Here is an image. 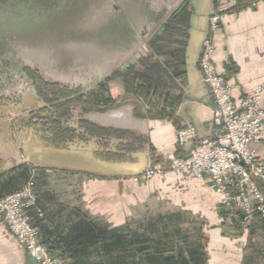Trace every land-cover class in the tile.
Wrapping results in <instances>:
<instances>
[{
    "label": "crops",
    "instance_id": "crops-1",
    "mask_svg": "<svg viewBox=\"0 0 264 264\" xmlns=\"http://www.w3.org/2000/svg\"><path fill=\"white\" fill-rule=\"evenodd\" d=\"M195 1L189 4L184 47L186 73L179 87L170 91L157 111L147 112L145 108V117L135 116L130 105L88 115L101 126L133 134L126 139H109L108 148L97 140L99 153L108 149L115 160L145 159L146 170L150 165L161 166L185 157L198 142L220 133L213 120L215 103L198 65L202 43L209 35V18L215 12L220 13L221 20L218 30L211 34L215 45L212 60L231 86L233 100L240 102L264 82V0H255L256 4H251L250 0H212V4H196ZM262 105L264 107V92ZM189 125L194 133L181 146L177 132ZM250 148L264 159V146L250 144ZM124 149L126 151H122ZM140 154L145 158L140 159ZM10 159L0 154V172H6L2 183L14 176L9 171L22 163L18 155ZM96 159L103 160V157ZM167 175L150 185L147 181L132 183L133 176L86 181L36 170V193L43 217L32 210V223L41 221L45 246L51 254L59 256L55 244L77 222L78 212L88 214L95 221H105L111 228L134 225L139 219L156 214L168 215L173 218L169 223L184 221V225L193 224L201 229L206 264H264V227L260 220L248 226L238 211L222 210L220 196L208 179L186 182L176 174ZM12 185L3 187L0 196L14 189ZM59 193L65 194L56 195ZM0 264H36L33 255L18 245L1 216Z\"/></svg>",
    "mask_w": 264,
    "mask_h": 264
},
{
    "label": "rangeland",
    "instance_id": "rangeland-1",
    "mask_svg": "<svg viewBox=\"0 0 264 264\" xmlns=\"http://www.w3.org/2000/svg\"><path fill=\"white\" fill-rule=\"evenodd\" d=\"M191 1H40L41 4H81L85 12L89 14L87 16L89 23L84 24L85 26H83V21L82 25L77 24V20L69 21L71 19H68L65 12L57 13L55 20H52L53 17H50L52 10L47 9L40 11L42 14L36 13L32 16L30 13L23 14L15 10H6L0 15V154L3 158L11 160V156L18 155V158L22 160L21 164L30 168V174L33 170L41 172L48 170L68 179L86 181L131 178L145 171L147 165L145 159L132 161L113 158L104 160L103 158V160H97L96 158L104 157L98 152L100 149L97 146V140L108 148L110 147L108 141L111 138L100 139L87 136L85 141L77 139L67 143L60 142L57 145L52 140L55 137L46 129L45 116L56 104L68 99L66 96H69V93H72L69 98L88 96L89 93L97 90L100 82L106 78L111 79L108 80V86L112 89L113 98L116 99L117 106H114L116 109L130 105L134 112L136 104L140 113L145 112V85L133 79L134 71L129 72L126 65L134 60L132 64L135 72L144 73L145 67L141 61H145V55L149 54L148 42L164 24L167 17L164 4H185V2L191 4ZM250 1L251 4H256L255 0ZM195 2L196 4H212V0H196ZM89 4H124L126 8L129 7L140 14L144 10L143 25L150 23L151 32L148 36H139L137 30L129 22V26L125 28L127 32H131L128 31L131 29L133 36L129 37L127 46L118 47L116 51L112 50L109 45L112 37L104 36L101 30L102 22L96 23L99 16L92 15L86 10ZM112 8L106 5L100 12L109 16ZM63 25L66 26L65 29ZM140 55H142L141 60L138 57ZM167 59L169 57L164 58V60ZM56 81L61 84L59 89L48 88L44 85V82L54 83ZM152 98L154 104L151 106L155 108L160 98L158 96ZM94 112L97 111L83 113L77 105H74L70 116L63 121L62 125L77 128L78 133L82 132L78 128V120L89 119L87 116H93ZM89 120L92 121V119ZM104 151L109 152L108 149L101 152L104 153ZM139 158L145 157L140 154ZM63 194L65 193L56 195ZM157 209H154L156 213ZM140 220L145 222V218L139 219V222ZM183 223L184 221L168 224L167 232L170 235L173 232V237H161L163 241L167 243L175 238L176 242L182 244H198L196 239L199 235L201 236V229L194 227L193 224L184 225ZM165 248L171 249L167 246Z\"/></svg>",
    "mask_w": 264,
    "mask_h": 264
},
{
    "label": "trees",
    "instance_id": "trees-1",
    "mask_svg": "<svg viewBox=\"0 0 264 264\" xmlns=\"http://www.w3.org/2000/svg\"><path fill=\"white\" fill-rule=\"evenodd\" d=\"M187 4L188 2H185L183 7L171 14L161 32L154 41L150 42L151 54L145 55V61H141L145 72L136 73L133 65L127 66L129 72L134 71L133 79L145 85L144 107L147 112L157 111L160 102L164 104L170 91L179 87L186 73L184 47L190 18ZM165 57L169 59L164 60ZM108 80L106 78L100 82L99 88L88 96L69 98L72 96V93H69V96H66L68 99L56 104L45 116L46 129L55 137L52 140L57 145L60 142L67 143L77 139L85 141L87 136L100 139L103 137L126 139L133 135L128 130L104 127L87 118L78 120V128L82 130L79 133L77 128L62 125L70 116L74 105H77L83 113L108 112L116 109L114 107L117 106L116 99L113 98L112 89L108 86L111 79ZM44 85L48 88H60L58 83L44 82ZM153 96L160 98L155 108L151 106L154 104ZM133 113L137 117H145V112L140 113L136 104ZM99 154L104 156L103 158L115 156L105 151ZM29 170L27 165L20 164L9 171L14 173V176L5 183L1 180L6 172H0V192L9 184H13L15 188L5 195L20 189L29 177ZM5 195L0 196V199ZM77 217V222L70 227L67 235L61 237L55 244V249L59 251L58 255L74 264H206L207 262L202 234L196 239L198 244L194 245L176 242L175 238L167 243L163 241L162 238L173 237V232L171 235L167 232L170 224L168 222L173 221L168 215L149 216L145 218V222L136 223L137 226L127 224L122 228H111L107 222L95 221L82 212H78ZM40 222L33 224L40 228L42 242L46 245L47 241ZM166 246L171 249H166Z\"/></svg>",
    "mask_w": 264,
    "mask_h": 264
},
{
    "label": "built area",
    "instance_id": "built-area-1",
    "mask_svg": "<svg viewBox=\"0 0 264 264\" xmlns=\"http://www.w3.org/2000/svg\"><path fill=\"white\" fill-rule=\"evenodd\" d=\"M220 20L218 12L210 16L209 35L202 43L198 62L203 82L215 103L213 120L220 133L198 142L185 157L161 166L150 165L132 179L141 183L168 173L186 182L208 179L220 196L223 210L238 211L245 225L260 220L264 227V159L250 148V144L264 146V82L240 102L233 100L231 86L212 60L215 45L211 34L218 30ZM193 133L190 125L181 128L177 132L179 145L183 146ZM32 210L43 217L35 171L20 189L0 199V216L18 245L33 255L36 264H74L49 252L42 242L40 228L32 223Z\"/></svg>",
    "mask_w": 264,
    "mask_h": 264
},
{
    "label": "flooded vegetation",
    "instance_id": "flooded-vegetation-1",
    "mask_svg": "<svg viewBox=\"0 0 264 264\" xmlns=\"http://www.w3.org/2000/svg\"><path fill=\"white\" fill-rule=\"evenodd\" d=\"M40 1L41 0H0V15L4 14L6 12V10H10L8 7H2L3 5L41 4ZM42 3H44V2H42ZM106 5L113 7L112 8L113 11L111 10V15H109V16L107 14H105L104 12H102V13L100 12L105 8ZM86 10L88 11V13H92V15L96 14L99 16V20L97 19L98 21H96V23L100 24V22H102L101 23V25H102L101 30L104 32L103 33L104 36L110 35V37H112L111 41L109 42V45H110L112 50L116 51L118 47L127 46L128 41L130 40L129 37L133 36L132 30L128 29V31L130 30L131 32H127V29L125 28L127 25L129 26V24H128L129 22H131L133 27L137 30L139 36L145 35V33L147 32L146 27L143 25V23H144L143 21L145 18L143 16V15H145L144 10L141 11L142 14H140V12L136 13L131 8H129V7L126 8V5H124V4H89V7H87ZM59 12L61 13V10H52L50 13V17H53V18H51V19L55 20V15ZM81 15L83 17L79 15V17H78L79 20L77 21V24L78 23L81 24V22L83 21V26H85L86 24L89 23V22H87V20L89 21V18H87V16L89 14H87L84 10L81 13ZM68 16H69V13H67V17ZM0 18H1V16H0ZM1 20H3V19H1ZM65 27L66 26L63 25V29H65ZM80 28L83 29L84 27H80ZM105 46H107V44H105ZM141 56L142 55L138 56L140 58V60L142 59ZM132 61H134V60H132ZM132 61H130L126 65V67L133 65ZM54 83L60 84V82H57V81ZM60 86H61V84H60Z\"/></svg>",
    "mask_w": 264,
    "mask_h": 264
},
{
    "label": "water",
    "instance_id": "water-1",
    "mask_svg": "<svg viewBox=\"0 0 264 264\" xmlns=\"http://www.w3.org/2000/svg\"><path fill=\"white\" fill-rule=\"evenodd\" d=\"M158 6V4H156ZM172 5V6H171ZM185 4H164V9L166 11V20L164 21V24L166 23L167 19L173 14L177 9L180 7H183ZM189 6V4H187ZM2 7H8L10 10H15L19 11L23 14L25 13H30L32 16L33 14L35 15L36 13L39 14L42 12L40 11H45L47 10H61V12L69 13L68 19H71L69 21H78L79 20V15L84 11L83 7L81 4H13V5H3ZM82 8V10H81ZM83 17V16H82ZM38 23V22H37ZM36 23V24H37ZM163 24V25H164ZM163 25L159 28V30L150 38L148 44H150L151 41H154L157 35L161 32ZM150 23H145V27L147 29V32L145 33V36H148L150 31ZM5 31V30H4ZM7 32H5L6 34ZM149 54L151 53L150 47L148 48ZM175 175V174H173ZM168 175H164L161 177H155L147 181V184H154L160 179H163L167 177ZM131 182L134 184H139V182H136L134 179H131Z\"/></svg>",
    "mask_w": 264,
    "mask_h": 264
}]
</instances>
